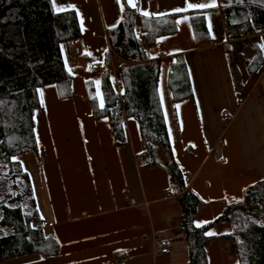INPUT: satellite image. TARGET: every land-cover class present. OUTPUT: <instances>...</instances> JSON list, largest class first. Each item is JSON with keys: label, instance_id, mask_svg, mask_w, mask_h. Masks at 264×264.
<instances>
[{"label": "crops", "instance_id": "crops-1", "mask_svg": "<svg viewBox=\"0 0 264 264\" xmlns=\"http://www.w3.org/2000/svg\"><path fill=\"white\" fill-rule=\"evenodd\" d=\"M51 1L57 11L74 9L81 33L61 46L65 69L73 77L71 97L59 99L53 85L40 88L34 113L40 165L37 181L29 176L43 227L54 232L59 253L51 258L20 256L0 264H188L179 205L164 168L140 165L142 144L135 120L124 121L125 143L117 146L108 119L94 118L89 105V83L98 105L103 104L100 74L105 55L111 53L107 30L119 22L121 0ZM125 1L140 16L178 14L176 32L145 52L148 60H159L157 91L170 146L189 188L201 200L195 224L202 226L264 178V62L255 74L247 70L255 48L264 56V33L229 42L217 0ZM201 4L213 6L198 7ZM191 12L203 17L208 44H196ZM135 25L138 28L137 20ZM252 39L261 41L248 44ZM231 49L247 75L263 69L251 90H244L241 104L231 75ZM177 56L185 62L192 96L174 102L167 76ZM95 63L102 65V72L90 74ZM119 67L113 57L112 83L120 92ZM224 113L228 124L222 121ZM229 231L230 225L221 222L208 233ZM159 240L171 243L168 254L155 252ZM207 255L208 264H237L229 242L213 239Z\"/></svg>", "mask_w": 264, "mask_h": 264}, {"label": "trees", "instance_id": "trees-1", "mask_svg": "<svg viewBox=\"0 0 264 264\" xmlns=\"http://www.w3.org/2000/svg\"><path fill=\"white\" fill-rule=\"evenodd\" d=\"M217 2L229 42L264 30V0ZM119 12V22L107 30L111 53L105 55V69L100 74L103 107L97 103L93 86L88 85L92 116L108 119L117 146L125 143L124 121L135 120L142 144L140 165L164 168L170 192L179 205L188 264H208L207 246L213 239L233 246L237 264H264V178L245 189L239 200L227 204L218 217L202 226L195 224L201 200L189 188L170 146L157 91L159 60H148L145 52L159 38L176 32L178 14L140 16L125 0H121ZM190 23L197 45L211 42L199 13L191 12ZM80 35L74 9L57 11L51 0H0V161L7 164L15 184L23 180V187L12 200L17 206L1 208L0 225L8 227L10 233L0 234V262L33 254L51 258L59 253L54 232L43 227L30 176L16 157L30 153L40 165L34 135L38 89L53 85L59 99L71 97L73 77L65 69L61 46ZM113 57L120 62V92L112 83ZM263 62V53L255 48L248 73L255 74ZM167 85L174 102L192 96L182 56L171 59ZM23 194L30 198V210L22 204ZM221 222L228 223L230 231L209 236L208 231Z\"/></svg>", "mask_w": 264, "mask_h": 264}, {"label": "rangeland", "instance_id": "rangeland-1", "mask_svg": "<svg viewBox=\"0 0 264 264\" xmlns=\"http://www.w3.org/2000/svg\"><path fill=\"white\" fill-rule=\"evenodd\" d=\"M254 37V36H253ZM260 39H252L249 40L247 43L251 44L253 42H260ZM243 42V41H242ZM111 52V51H110ZM229 61H230V68H231V75L233 78V84L235 86V90L237 92V100L238 103L241 104L245 102V94L244 90H251V88L254 86V83L258 80L259 75L262 73V68L260 71L254 76H249L246 74L245 69L242 70L241 66L237 64L235 60V55L233 52V49L229 51ZM243 64L244 60L241 61ZM250 82V83H249ZM242 116L239 117L238 123L240 125V122L242 120ZM225 124H228L225 122ZM16 160L19 161V163L22 166V170L26 171L31 178H33V181H37V162L34 158V156L30 153H24L16 157ZM36 178V179H34ZM20 182L15 184V182L12 179V176L9 173V169L6 163L3 161H0V220H1V208L3 206L8 208H14L17 206V203H14L12 200L14 197H16L21 188L23 187V180L19 179ZM22 204L30 210V198L27 194L22 195ZM264 210V207H263ZM10 233V229L6 226L0 225V234L6 235Z\"/></svg>", "mask_w": 264, "mask_h": 264}, {"label": "built area", "instance_id": "built-area-1", "mask_svg": "<svg viewBox=\"0 0 264 264\" xmlns=\"http://www.w3.org/2000/svg\"><path fill=\"white\" fill-rule=\"evenodd\" d=\"M263 33H264V30H262L258 35H261ZM252 36H255V35H251V34L246 35L247 38L252 37ZM109 51H111L110 46H109ZM102 69L103 68H102V65L100 63H95L89 67L88 71L90 74H98V73L102 72ZM262 77L264 78V74ZM222 121L228 122L227 113H224ZM132 203H134V202H132ZM170 248H171V243L169 241L159 240V241H156L155 245H154L155 252L158 254H162V255L168 254L170 252ZM118 264H122V263H118Z\"/></svg>", "mask_w": 264, "mask_h": 264}, {"label": "snow or ice", "instance_id": "snow-or-ice-1", "mask_svg": "<svg viewBox=\"0 0 264 264\" xmlns=\"http://www.w3.org/2000/svg\"><path fill=\"white\" fill-rule=\"evenodd\" d=\"M135 6V5H133ZM197 5H192V4H189V7H196ZM209 6H213V5H206V4H201V5H198V7H201V8H204V7H209ZM177 12L179 11H182V9H176ZM145 16L149 15L147 12H144L143 13ZM101 107H103V104H101ZM213 233H208V235H212Z\"/></svg>", "mask_w": 264, "mask_h": 264}]
</instances>
